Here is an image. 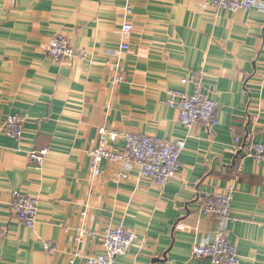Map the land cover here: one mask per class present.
Instances as JSON below:
<instances>
[{"label": "crops", "instance_id": "crops-1", "mask_svg": "<svg viewBox=\"0 0 264 264\" xmlns=\"http://www.w3.org/2000/svg\"><path fill=\"white\" fill-rule=\"evenodd\" d=\"M212 1L0 0V264H69L77 250L84 256L73 264H87L113 227L136 233L114 264H210L193 254L218 227L201 198L231 185L228 238L245 264H264V160L227 152L236 137L264 143V0L237 11ZM56 35L87 56L54 60ZM197 85L218 103L214 129L185 127L167 102L170 88ZM14 114L20 138L4 130ZM100 127L185 139L176 178L161 186L109 161L93 177L88 150ZM45 149L41 162L30 159ZM17 191L38 202L34 228L13 211ZM81 227L89 234L80 242Z\"/></svg>", "mask_w": 264, "mask_h": 264}, {"label": "built area", "instance_id": "built-area-1", "mask_svg": "<svg viewBox=\"0 0 264 264\" xmlns=\"http://www.w3.org/2000/svg\"><path fill=\"white\" fill-rule=\"evenodd\" d=\"M130 1V0H128ZM212 4L220 10L237 11L239 9H253L261 5V0H213ZM128 12L131 6L127 5ZM134 26L126 22L123 32L128 35ZM128 49L129 45L124 41L121 45ZM47 53L54 60L82 59L87 56L86 50L77 51L70 40L62 35H56L47 46ZM183 83L187 79L182 80ZM264 86V76L263 82ZM168 104L175 107L180 114V122L187 128L198 124L205 125L208 129H214L219 122L218 103L210 93L201 85H197L193 92L172 87L168 90ZM23 118L20 115H9L4 123V130L7 134L20 138L23 132ZM99 142L88 150L90 158L91 174L98 177L101 174V167L105 161L121 162L125 166H138L140 173L152 179L158 185H164L176 178L180 167V156L186 148L185 139L164 141L151 136L132 133L129 131L119 132L108 127L98 129ZM123 140L125 148L112 149L111 143ZM236 146L228 148L231 155L238 154L243 150L248 157L255 160H264V143L251 142L243 145L239 137L235 138ZM47 150L30 152V159L34 162H41ZM127 174L124 173V176ZM235 194V186H228L224 193L217 194L205 191L201 198V210L206 214L215 215L218 227L213 236L205 237L193 248V254L198 258H206L210 264H245L237 251L236 246L229 240L227 225L232 215V204ZM12 208L23 224L34 228L38 218V202L20 191L14 194ZM1 232V231H0ZM85 227L79 229L78 240L81 242L88 235ZM136 243L134 230L124 227L108 228L102 239L104 253L86 256L87 264H114L115 259L129 252ZM46 248L53 253L55 247L46 243ZM83 253L77 250L70 258L69 264L76 259L83 257Z\"/></svg>", "mask_w": 264, "mask_h": 264}]
</instances>
